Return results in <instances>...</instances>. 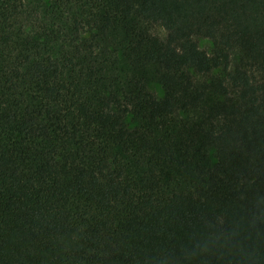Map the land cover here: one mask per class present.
<instances>
[{
    "label": "trees",
    "instance_id": "obj_1",
    "mask_svg": "<svg viewBox=\"0 0 264 264\" xmlns=\"http://www.w3.org/2000/svg\"><path fill=\"white\" fill-rule=\"evenodd\" d=\"M0 264H264V0H0Z\"/></svg>",
    "mask_w": 264,
    "mask_h": 264
},
{
    "label": "rangeland",
    "instance_id": "obj_2",
    "mask_svg": "<svg viewBox=\"0 0 264 264\" xmlns=\"http://www.w3.org/2000/svg\"><path fill=\"white\" fill-rule=\"evenodd\" d=\"M147 30L154 35L159 36L162 39L166 38V32L162 29V27L158 24H152V25H147ZM199 45L202 48H208L209 43L206 40H199ZM153 91H155L158 95L162 94V91L160 87L157 84H152L150 87Z\"/></svg>",
    "mask_w": 264,
    "mask_h": 264
}]
</instances>
